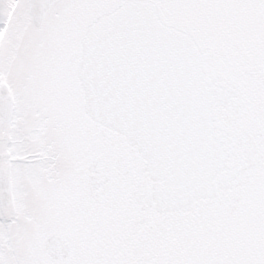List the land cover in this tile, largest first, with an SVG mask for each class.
Segmentation results:
<instances>
[{"label":"snow or ice","instance_id":"1","mask_svg":"<svg viewBox=\"0 0 264 264\" xmlns=\"http://www.w3.org/2000/svg\"><path fill=\"white\" fill-rule=\"evenodd\" d=\"M0 264H264V0H0Z\"/></svg>","mask_w":264,"mask_h":264}]
</instances>
